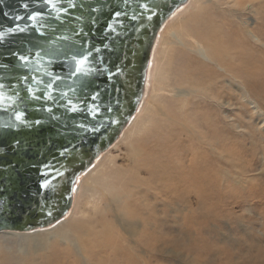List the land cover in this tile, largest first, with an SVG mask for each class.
<instances>
[{
    "label": "water",
    "instance_id": "95a60500",
    "mask_svg": "<svg viewBox=\"0 0 264 264\" xmlns=\"http://www.w3.org/2000/svg\"><path fill=\"white\" fill-rule=\"evenodd\" d=\"M188 2L0 0V166L14 165L0 171V197L11 203L10 214L0 215V233L49 228L69 214L79 178L120 139L142 103L161 29ZM35 119L45 125L22 127ZM61 124L63 139L56 136ZM69 154L77 157L71 167ZM46 192L49 208L58 204L51 214L36 209Z\"/></svg>",
    "mask_w": 264,
    "mask_h": 264
},
{
    "label": "bare ground",
    "instance_id": "6f19581e",
    "mask_svg": "<svg viewBox=\"0 0 264 264\" xmlns=\"http://www.w3.org/2000/svg\"><path fill=\"white\" fill-rule=\"evenodd\" d=\"M242 1L223 0L209 6L205 0H192L177 17L172 19L190 1L166 22L154 46L144 98L123 132L120 143L97 163L98 159L97 165L95 163L96 166L94 165L92 170L89 169L86 176L84 174L79 178L74 189L73 207L66 220L64 218L45 229L0 233V264H143L136 258L134 251L143 248L157 251L161 246H166L168 243L162 241L160 236L163 230H160L156 221L150 223V220L145 218L148 212L142 210L139 213L141 218L135 221L131 219L127 210L125 212L123 210L115 221L118 226L107 227V224L94 219V213L105 210L104 207L101 209L100 202L106 198L112 202L110 198L113 196L116 201L128 200L142 186L153 185V181L165 185L161 190L164 191L162 195L160 192L157 194L151 192L152 199L158 207L166 204L176 206L177 196H180L183 190L185 193L189 192L190 198L205 201L209 194L208 184H211L215 174L209 167V157L213 153L221 154L227 159L234 156L236 161L231 160L230 164H239L242 168H248L250 172L264 161V158L259 157L260 153L264 155V142L262 143L264 135L261 134V130H264V60L261 52H254L250 38L241 34L240 26L237 23L233 25L224 15L226 12H232V8L238 10L233 11L235 16L240 15ZM245 9L250 8L245 5ZM169 22L170 28L167 26V33H164V28ZM259 26L258 23L251 29L248 25L245 26L248 35L257 41L264 37V28ZM164 34L168 36L163 45L167 69L166 76H163L165 82L162 79L164 85L161 88V95L167 88L170 99L172 97L181 99L173 109L175 124H168V116L163 111L165 109L161 103L156 109L157 113L161 112L163 120L156 124L151 122L148 114L151 106L156 105L157 97L154 96V99L144 102L150 87L152 92L150 82L152 83L153 78L151 70L156 66L155 49ZM161 65L164 64L161 62ZM227 73L241 77L245 87L236 85V92L232 90L227 92L226 88H222V80ZM190 93L195 94L192 100L187 99ZM225 97L239 105L234 117L232 105L225 102ZM221 114L226 116L222 118ZM227 118H231L232 122H226ZM187 119L192 122L191 127L195 133L193 138L197 136L200 141L194 140L189 158L185 155L175 157L173 153L180 139L175 126H184L185 122H188ZM234 120L250 131L247 133L248 138L242 137L240 133L237 135L233 133ZM162 131H165V134H161ZM169 141H174L176 146L172 148ZM122 144L129 145L130 152L136 156L134 158L138 157L139 161L134 165L128 163L118 168L115 156H110V153ZM147 151H151L149 158L145 153ZM219 161L226 163L222 159ZM178 162L179 166L183 165L181 172L172 169L173 164L176 165ZM171 173H174V176L170 179ZM184 182L187 187L183 186ZM127 184L128 188L125 189ZM169 186L176 190L166 191L165 188ZM245 188L248 191L261 189L257 185ZM164 193L169 197L165 198V203L162 201ZM86 194V200L82 205L79 204ZM102 198L103 200H100ZM141 199L142 208L146 205V200L143 197ZM143 215L145 217H142ZM169 222L166 221L167 233H171L173 229ZM124 226L129 227L131 231H135V227L143 228L131 252L124 249L129 248L128 238L122 229ZM131 231L129 232L132 233ZM169 242L173 243V238Z\"/></svg>",
    "mask_w": 264,
    "mask_h": 264
},
{
    "label": "rangeland",
    "instance_id": "374dc122",
    "mask_svg": "<svg viewBox=\"0 0 264 264\" xmlns=\"http://www.w3.org/2000/svg\"><path fill=\"white\" fill-rule=\"evenodd\" d=\"M189 1L190 2L175 14L172 19L177 17L187 6L190 5L192 0ZM205 1L207 2V5L214 6L216 2L223 0ZM242 2L243 6L239 9L240 15L235 16V14H233V11H238L234 8H232V12H226L224 15L233 25L237 23L238 26H240L241 34L250 38L251 44L254 47V52H261L262 59L264 60V37H262L261 41H257L254 37L249 36L245 30L246 25L251 29L254 28L257 23L260 25L259 28H264V0H243ZM245 5L250 9H245ZM216 9H218V7ZM168 24L164 28V33H167L168 29L166 28H170L171 22ZM167 38L168 36L164 34L163 39L159 40L156 45L154 57V60L156 59V66L154 70H151L153 74L152 83L150 82V84H152V92L150 87L144 100L145 102L146 100L149 101L154 99V96L157 97L155 102L156 105L151 106L150 113L148 114V118L151 117L149 120L155 122V124L163 120L161 112L157 113L158 111L156 109V107L160 105L164 107L165 110L163 111L168 116V124H175L173 120V117H175L173 109L178 105V100H181L175 97L170 99V95L167 93V88H165L164 94L161 95V88L165 82L163 76H166L167 69V58L164 59L165 52L163 48L164 42ZM175 48L180 49L181 46H175ZM161 62L164 64L163 66L161 65ZM222 84V88H226L227 92H231L230 90L236 92V85L245 87L241 77L231 76L228 75V73L222 80ZM218 87L221 88V85ZM163 96H166V98L164 99ZM194 98L195 94L190 93L187 99L192 100ZM225 102H229L232 105V117H234L239 105L228 97H225ZM159 103L161 104L159 105ZM245 105L248 107L250 106L248 104ZM222 116L225 117L226 115L221 114V117ZM244 116L248 117L247 114H244ZM231 120V118L225 119L228 123H231ZM187 121L188 122H185L186 124L184 126H175L179 133L177 135H180L178 146L173 153L175 157L185 155V157L189 158L194 140L200 141L197 136L193 138V134L195 133L191 127L192 122L189 119H187ZM234 122L235 126L232 130L233 133L236 135L237 133H240L242 137L248 138L247 133L249 134L250 131L242 124L238 123V121L234 120ZM168 124L166 125V128ZM163 130H165V126ZM161 134H165V131H162ZM261 134L264 135V130H261ZM234 137L238 138L237 136ZM121 140L122 137H120V139L107 152L103 153L97 163L101 161L105 154L112 150L116 144L120 143ZM188 140H192V142H186ZM263 142L264 141H262V143ZM169 145L172 148L176 146L174 141H171ZM145 153L148 158L151 157V151ZM110 154V156H115L116 166L118 168H122L128 165V163L129 165H134L139 161L138 157L134 158L136 156L130 152L129 145L127 144H122ZM259 157L261 159L264 158L263 153H260ZM209 158V167L215 174L212 177L211 184H208L209 194L206 199L207 201L192 199L190 198V194H188L189 192L185 193L186 191L183 190L184 192L181 191L180 196H177L179 200L177 199L175 204H178L176 206L166 204L165 206L160 205L158 207V204L152 199L151 192L153 194L160 192V195H162V192L164 191L161 190L165 185L153 181V185L142 186L141 189L137 193L131 195L128 200L121 199L116 201L113 196V198H110L112 201L110 202L106 198L103 202H100L102 205L101 209L104 207L105 210L94 214L91 212V214H93L94 219L98 220L100 223L107 224V227H111V225L118 226L115 221L118 215L123 213V210L124 212L127 210V213H129L133 221L140 217L139 213L141 210L147 211V217H145V215L142 217L148 218L150 223L155 221L158 223L160 230H163L160 234L163 239L162 241L168 244L166 246H161L157 251H151V249L147 248L134 251L136 258H139L143 264H264V161H261V163L250 172L248 168H242L239 164L231 165V160H235L234 156L227 159L221 154L213 153ZM221 159L228 164L226 165V163L219 161ZM187 160L185 164H187ZM171 165L172 162L170 166ZM220 167L223 169L221 170ZM172 169L173 171L181 172V170H183V165L179 166L178 162L176 165L173 164ZM185 170L186 167H184V171ZM88 173L89 171L85 173V176ZM173 174L174 173H171L169 175L170 179L173 178ZM250 185H257V187H261V189H258L259 191H248L245 186L250 188ZM183 186L187 187L185 182ZM127 188L128 184L125 189ZM168 189L176 190V188L172 186L165 188L166 191ZM83 193L84 190H82L81 194ZM113 194H115V192H113ZM86 197L87 194L84 195L80 203H78L82 205V202L86 200ZM142 197L146 200V205L141 208ZM165 198L169 197L164 193V197L162 198L163 202L166 200ZM100 200H103V198ZM68 217L69 216L65 217V220ZM167 220L170 221L169 225H172L173 227L170 231L171 233L165 231V229H168L166 224ZM122 229L125 231L124 234L126 233L129 246V250L126 247H124V249L131 252V248L133 249L135 247V242L142 234L141 232L143 228L135 227L136 230L131 231L129 227L124 226ZM150 230L151 226H149V231ZM166 234L169 235V237H167ZM172 238L174 242L170 243L169 240Z\"/></svg>",
    "mask_w": 264,
    "mask_h": 264
},
{
    "label": "snow or ice",
    "instance_id": "6c2138e0",
    "mask_svg": "<svg viewBox=\"0 0 264 264\" xmlns=\"http://www.w3.org/2000/svg\"><path fill=\"white\" fill-rule=\"evenodd\" d=\"M45 3L47 4L48 3V0H45ZM24 7L27 8V5H24ZM146 10L149 13L151 12V9H146ZM109 11H111V8L110 7H109ZM121 14H122L121 11H115V12L112 13V15L115 16L116 18H120L121 17ZM125 16H126V13H125ZM18 19H19V17H18ZM30 19L35 20L36 19V16L30 17ZM149 19H151V16H149ZM96 22L98 23L99 21L97 20ZM20 31L23 32V29H21ZM12 58L15 59V54H12ZM20 60L23 61L24 60V57L21 56L20 57ZM82 63H84L83 60L77 61V64L78 65L79 64H82ZM0 67H3V65H0ZM77 70H79V69H77ZM116 91L117 90H116L115 86H113L112 92L115 93ZM108 94H109L108 91L105 90V93L103 95L104 96H107ZM90 99L94 102V101H96L97 96L96 95H92L90 97ZM118 110L119 109H117V111ZM47 111L49 113H52V109H48ZM104 111L105 112H108V111H111V109L110 108H106V109H104ZM72 113H73V115H76L77 114L75 109H72ZM79 114L80 115H86V113H79ZM25 119H27V116L26 115H25ZM16 120L17 121H20L21 120L20 115H17L16 116ZM51 121L54 122V123L59 122L60 121V116L54 115V114L51 115ZM44 125H45V121L40 120V119H35V120L31 121L30 124H26V125L25 124H22V127L31 128V127L44 126ZM7 127L11 128L12 126L9 125ZM61 128H65L66 129L67 128V125L66 124H61L60 127H57L56 128V136H57V138L63 139L64 136L66 135V132L61 131ZM91 131L96 132L97 129L93 128V129H91ZM12 148H13L14 151L20 150V144H19V142L13 143L12 144ZM23 150L26 151L27 149L24 148ZM0 151H4V150L0 149ZM56 155L57 156H60V157H64L65 156V153L64 152H57ZM76 161H77V157L69 154L68 155V159H67V166L68 167H71L73 164L76 163ZM44 163L47 164L48 161H44ZM11 167H14V165L7 166V167L0 166V171L8 172ZM41 178L43 179V177H41ZM69 180H70V177H69ZM39 187L40 188H43V185L40 184ZM70 187H71V183H69V185H68V188L69 189H70ZM39 195H40V193L38 191L37 192V196H39ZM56 195H59V193H57ZM50 199H52V195H50V194H48L46 192L45 193V196H44L45 203L43 205L40 204V202H39L38 199L36 200V209L39 210L41 212V214H44L45 211H47L48 214H51V211H53L56 208H58V204H53V205H51V208H49L48 201ZM10 210H11V203H10V201L7 204H5L4 201H3V198L0 197V215L10 214Z\"/></svg>",
    "mask_w": 264,
    "mask_h": 264
}]
</instances>
